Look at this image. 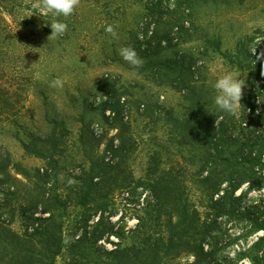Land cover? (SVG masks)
<instances>
[{"label": "rangeland", "instance_id": "rangeland-1", "mask_svg": "<svg viewBox=\"0 0 264 264\" xmlns=\"http://www.w3.org/2000/svg\"><path fill=\"white\" fill-rule=\"evenodd\" d=\"M168 5L162 9L161 32L187 17L188 33H173L174 45L163 53L192 55L193 80L210 88V100L217 95V79L227 72L245 82L243 93L256 92L239 63L250 61L245 49L264 50V0L200 2L191 16L183 15L184 5ZM148 13L142 0H81L72 16L59 17L68 25L65 34L49 38L55 16L32 9L31 0H1L0 224L38 245L44 239L38 230L57 227L64 246L55 264L73 257L96 261L100 256L92 244H73L84 217L91 216L90 229L114 226L116 233L98 247L141 244L146 236H164L168 243L173 236L177 242L179 230L169 216L181 211L174 202L180 197L206 222L198 223L189 239L202 242L210 262L250 264V247L263 234L253 230V217L264 215V192L244 185L236 193L245 190L238 209L217 216L190 147L179 145L178 136L173 139L167 111L184 115L185 91L149 70L134 69L118 54L135 35L149 38L145 30L155 24ZM108 25L117 37L105 31ZM57 77L62 88L50 86ZM170 170L176 193L160 213L150 183ZM45 217L52 220L36 219ZM171 252L163 264L196 259L186 246ZM259 254L264 262V250Z\"/></svg>", "mask_w": 264, "mask_h": 264}, {"label": "trees", "instance_id": "trees-1", "mask_svg": "<svg viewBox=\"0 0 264 264\" xmlns=\"http://www.w3.org/2000/svg\"><path fill=\"white\" fill-rule=\"evenodd\" d=\"M142 1L149 11L148 20L150 24H155V27L151 31L144 29L145 34H149V38L145 41L140 39L139 35H135L134 42L130 44L144 61L140 69L149 70L158 78H162V83L165 82L179 91H185L187 105L184 115L175 117L173 110L167 111L173 139L176 140L178 136L180 137V140H177L179 145L190 147V159L193 165H197L202 190L210 200L209 207L216 211L217 216L235 212L239 206L238 201L245 192L243 190L240 195H236L239 189L246 184L248 189L264 187V74H262L264 73V50L254 53L245 49L250 61L245 64L239 63L241 69L249 71L252 86L256 92L251 90L250 93H243L240 109L235 115L222 112L209 99L212 94L210 88L205 83L200 84L199 81L193 80L195 58L188 53L181 54L179 51L174 52L172 56H166L163 53L165 49L174 45L171 43L174 38L173 33L181 34L184 31L188 33L185 25L187 17L184 18L186 21L176 23L179 25H173L164 32L159 29V24L164 18L162 9L165 4L169 3L168 6H170L171 1L179 7L184 5L186 11H190L183 12V15L191 16V8L194 4L198 5L200 2L213 5L228 4L231 0ZM24 147L27 151L32 150L30 144L26 143ZM32 152L41 154L38 151ZM153 172L157 174L158 168H155ZM171 177L172 170L159 173L150 183L152 196L160 205L158 209L160 213L165 210L164 207L169 202V198L176 193ZM174 202L181 211H176L175 215L171 213L169 222L179 230L177 242L174 241L173 236L170 237V243L164 236L155 240L146 236L141 244L117 243L111 249L104 246L98 247L97 242L116 231L109 222L104 223L102 227L93 226L90 229L91 216L88 215L84 217L79 227L82 229L81 235L73 244L74 247H77L78 243L92 244V247L99 252L100 259L91 261L73 257L66 264H163L164 258L172 254L173 248L181 245L193 252L196 258L184 264H226L210 262L209 251L205 250L202 242H198V239L194 237L189 239L191 230L198 228V223L206 225V222H201L198 217V210L191 209L187 200L182 201L180 197ZM192 212L195 213L193 217H191ZM36 219L41 222L46 219L52 220L50 217ZM174 219H177L176 223ZM253 220V230L262 231L263 234L258 236L250 247L254 250L250 264H264L259 254L261 250H264V215L253 217ZM38 234L44 236L42 245L36 244L31 237L20 236L0 224L2 264H55L56 257L64 246L62 237L58 236V228L46 225L44 231L38 230ZM179 250L177 252H180Z\"/></svg>", "mask_w": 264, "mask_h": 264}, {"label": "clouds", "instance_id": "clouds-1", "mask_svg": "<svg viewBox=\"0 0 264 264\" xmlns=\"http://www.w3.org/2000/svg\"><path fill=\"white\" fill-rule=\"evenodd\" d=\"M81 0H31V7L34 10H42L44 14L55 16L57 19L50 24L51 37H59L65 34L68 25L59 17L65 20L75 13L76 8L80 5ZM114 38L117 37L115 27L108 25L105 29ZM120 57L131 65L134 69L143 66V59L138 55L135 48L131 45L122 46L118 50ZM264 74V73H262ZM63 80L60 77L55 78L50 86L54 88H62ZM245 82L239 78H234L231 72L225 73L219 77L214 85L217 95L214 97V103L219 110L230 115H235L241 106L243 96V88ZM264 192V188L259 189Z\"/></svg>", "mask_w": 264, "mask_h": 264}]
</instances>
